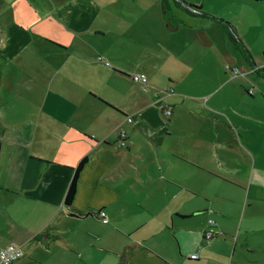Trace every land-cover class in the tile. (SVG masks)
Listing matches in <instances>:
<instances>
[{
	"label": "crops",
	"instance_id": "crops-1",
	"mask_svg": "<svg viewBox=\"0 0 264 264\" xmlns=\"http://www.w3.org/2000/svg\"><path fill=\"white\" fill-rule=\"evenodd\" d=\"M245 1L262 6L264 2ZM126 3L142 6L148 18L140 23L135 20L137 13L132 19L125 11L116 12L109 0H53V7L39 19L17 26L0 22V74L2 67L4 75L9 73L0 79V187L12 209L1 215L9 227L0 234V249L10 242L20 244L24 255L15 264L33 259L44 264H184L175 255L169 220L161 206L167 207L164 199L173 186L190 187L185 178H165V184L154 179L153 197L152 189H145V197L137 193L132 197L120 188L134 156L130 146L121 148L119 126L128 130L136 124L148 126L153 119L147 112L149 105L160 100L123 102L109 89L117 86L120 76L133 73L148 76L154 89L144 92L150 96L159 92L160 85L172 89L202 68L205 56L220 55L221 26L236 48L225 23L236 33L237 21L217 0ZM44 6L49 3L40 4L38 10ZM193 6L223 20L204 16ZM39 23L44 32L34 35L32 27ZM110 31L116 35L111 37ZM94 34L107 41L97 44ZM25 75L28 85L20 89L17 79ZM4 86L11 90L8 95L2 91ZM164 97L167 100L161 98V104L170 105L173 114L178 103L170 100L171 95ZM118 109L133 110L139 120L128 123ZM171 115L166 116L169 121ZM194 140L197 155L205 151L219 168L221 149L215 146L224 147L223 142ZM174 153L171 165L198 163L213 169L204 156ZM86 155L73 206L83 212L104 210L107 221L98 213L74 215L64 204L74 167ZM136 182L131 180L128 186L133 188ZM198 209L174 211L187 218ZM53 233L62 238L48 236ZM200 258L199 254L196 260Z\"/></svg>",
	"mask_w": 264,
	"mask_h": 264
},
{
	"label": "rangeland",
	"instance_id": "rangeland-1",
	"mask_svg": "<svg viewBox=\"0 0 264 264\" xmlns=\"http://www.w3.org/2000/svg\"><path fill=\"white\" fill-rule=\"evenodd\" d=\"M109 1L116 12L125 11L129 18L134 19L137 13L135 20L140 23L148 18L142 6L126 3L130 0ZM11 2L0 0V22L5 25L8 21L15 26L26 24L53 7V0ZM47 2L49 7L38 10L40 4ZM217 3L234 16L236 34L251 57L234 42L236 48H233L221 26L220 55L205 56L202 68L172 89L160 85L163 90L158 89L159 92L150 96L132 75L120 76L115 80L117 86L110 87L111 94L119 95L123 102L160 100L149 105L147 112L153 119L148 126L129 127L130 145L124 144L121 148L131 147L134 163L125 180L120 181V188L132 197L136 193L145 197V189H152L153 197L154 186H157L154 179L165 184V178H185L191 188L173 186L171 194L164 199L165 204L162 201L167 207L161 206L169 220L168 230L179 261L184 264H264V72L259 70L264 66V2L263 6L261 2L245 0H217ZM32 31L34 35L44 32L42 23L34 25ZM109 35L113 37L116 32L110 31ZM93 39H99L97 44L107 41V37L100 34H94ZM3 70L2 67L0 77ZM8 74H3L4 79ZM26 77L17 79L20 89L27 87ZM2 91L8 95L11 90L4 86ZM164 95H171L170 100L178 103L170 117L172 121L161 113ZM127 114L134 121L139 120L133 110ZM124 122L122 118L121 123ZM194 139L223 142L224 147L215 146L221 149L219 168L205 151L197 155ZM175 151L191 152L199 158L204 156L205 164H211L213 169L198 163L171 165L169 160L174 159ZM228 167L235 168L237 173H230ZM131 180L138 181L133 188L128 186ZM8 198L5 189L0 187V234H6L9 227L1 216L12 211ZM194 207L199 208L198 211L187 218H180L182 215L174 211L178 208L189 212ZM209 217L216 220L219 233L210 240L202 234ZM194 250L201 255L199 260L188 257Z\"/></svg>",
	"mask_w": 264,
	"mask_h": 264
},
{
	"label": "trees",
	"instance_id": "trees-1",
	"mask_svg": "<svg viewBox=\"0 0 264 264\" xmlns=\"http://www.w3.org/2000/svg\"><path fill=\"white\" fill-rule=\"evenodd\" d=\"M259 1H264V0H259ZM194 9H197L200 13H202L204 16H208V17H213L215 18L216 20H223L221 18H218L216 16H213L212 14L204 11V10H201L199 8H201L200 6H193ZM227 28H228V32H229V35H230V38L231 40L235 43L236 47L243 51V53H246L248 54L249 57H251V54L249 53V51L247 50V47L245 46V44H243L242 40L239 38V36L235 33V31L233 30V28L230 26V24L228 22L225 23ZM260 71L264 72V66L260 67L259 68ZM135 80V79H134ZM137 81V80H135ZM139 83H141L142 85V88L145 92H149L151 89H154L151 84H150V80L147 76V81L146 82H141V81H137ZM101 99L105 102H107L109 105L111 106H114L112 105V103L110 101H107L106 99L102 98ZM120 112H122L120 109H118ZM125 117V120L128 122V123H135V121L133 120L132 116L131 115H128L126 112H122ZM161 113L165 116H170L172 114V107L170 105H167V104H161ZM124 132V133H123ZM129 130H128V127H124L123 125H120L119 126V142H125V144H127V141H128V134ZM123 133V134H122ZM91 136V135H89ZM123 145V144H122ZM88 161V156H84L80 161L79 163L74 167V172H73V176L69 182V185H68V188H67V191H66V194H65V197H64V204L68 207V208H71V213L74 214V215H85V214H88V213H98L99 215V212L101 211L100 209L98 210H94V209H91L89 211H86V212H83L77 208H75L73 206V201H74V198H75V194H76V191H77V185H78V179H79V176H80V173L82 171V169L84 168L86 162ZM209 227V225H207V227L205 228V230ZM204 230V231H205ZM204 231H203V238L206 239L205 235H204ZM48 236H50L51 238L53 239H58V238H62V236L59 234V233H53L51 235L48 234ZM217 234L214 236L216 237ZM39 237V236H37ZM213 237V238H214ZM190 255V254H189ZM190 258V257H189ZM193 259V258H192ZM198 259V258H197ZM27 264H44L36 259H33L32 261H30L29 263ZM121 264H124V262L122 261Z\"/></svg>",
	"mask_w": 264,
	"mask_h": 264
},
{
	"label": "built area",
	"instance_id": "built-area-1",
	"mask_svg": "<svg viewBox=\"0 0 264 264\" xmlns=\"http://www.w3.org/2000/svg\"><path fill=\"white\" fill-rule=\"evenodd\" d=\"M132 78L137 81H141V82L147 81V75L145 73H133ZM122 144H125V142H122ZM99 216L103 219V221L108 220V217L104 210H101L99 212ZM208 225L209 227L204 231V235L206 239L210 240L218 232L216 231L214 227L215 220L213 218L208 219ZM23 255H24L23 247L18 243L10 242L0 249V264H15L23 257ZM189 257L193 259H197L199 258V253L193 252L189 255Z\"/></svg>",
	"mask_w": 264,
	"mask_h": 264
},
{
	"label": "flooded vegetation",
	"instance_id": "flooded-vegetation-1",
	"mask_svg": "<svg viewBox=\"0 0 264 264\" xmlns=\"http://www.w3.org/2000/svg\"><path fill=\"white\" fill-rule=\"evenodd\" d=\"M2 78V75H1V77H0V79Z\"/></svg>",
	"mask_w": 264,
	"mask_h": 264
}]
</instances>
